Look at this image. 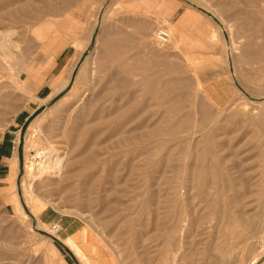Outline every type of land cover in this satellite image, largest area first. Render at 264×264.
I'll return each instance as SVG.
<instances>
[{"label": "rangeland", "instance_id": "obj_1", "mask_svg": "<svg viewBox=\"0 0 264 264\" xmlns=\"http://www.w3.org/2000/svg\"><path fill=\"white\" fill-rule=\"evenodd\" d=\"M0 69V264H100L105 245L110 264H264V0H0ZM64 79L48 105L76 85L84 115L33 126L46 108L27 99ZM152 79L168 92L146 96ZM167 99L174 123L189 113L174 140ZM56 131L60 161L28 193L33 141ZM67 218L95 248L82 261L52 231Z\"/></svg>", "mask_w": 264, "mask_h": 264}, {"label": "bare ground", "instance_id": "obj_2", "mask_svg": "<svg viewBox=\"0 0 264 264\" xmlns=\"http://www.w3.org/2000/svg\"><path fill=\"white\" fill-rule=\"evenodd\" d=\"M159 18H161V17H159ZM169 32H170V30H169ZM116 35H118V34H116ZM154 35H155V40H156V42H157V44L159 46L165 45V44H167V43L170 42V35L166 31H157ZM5 36L7 38L8 33ZM51 38L53 39L54 37H51ZM233 42L235 43V39H234V41L232 39V43H231L234 46ZM103 43H104L103 46H105V49L108 50V51H111V52L114 49H120L121 48L120 43L115 42L114 39H113V37L111 35H107L105 37V40L103 41ZM50 44H54V42L53 41L52 42H49L48 43V46ZM16 47H15V50H17ZM53 54H55V52H52V56H53ZM93 54H95V53H93ZM231 55L232 54L229 51L228 52L225 51L224 56H223L224 57V60L226 61L228 59V56H231ZM92 57H94V56H92ZM92 61H94V60H92ZM117 62H119V61H117ZM93 64L95 65V63H93ZM148 64H152L150 60L148 61ZM24 66H25V64H22L21 66L15 67V69H16V75H17V79L18 80H19V77H20L22 71L24 70V68H23ZM2 67H3V65H2ZM141 67H143V66H141ZM142 69H144V67ZM92 70H93L92 72H94L96 70V66L93 67ZM105 70H108V69H105ZM76 83H78V82H76ZM229 83H231V82H229ZM65 85H67V80L66 79H64L59 85H57V87H55L53 89V91L48 95V97L46 99H42V100H39V99H27L28 103L29 102H32V101H38V103H40L41 105H44L45 108H46V111L43 112L40 116H38L32 122V125L33 126L36 125V124H38L39 121H42V120L46 119V121L49 122V124H56V125H58V127L61 126L62 127V131H63L66 128V126L69 123V121H72L74 119V117H75V119L76 118L77 119H81L82 118V114H83L82 113V109H83V107H80V106H81V103L84 102V100L82 99V97L84 96V94L83 93L78 94V88H77L76 85L71 89V91L69 92V94L67 95V97L61 99L55 106L50 107L48 105V101L51 99V97L53 95H55L56 93H58L61 89H63L65 87ZM105 86H106V83H105ZM166 86L167 85H164V87H166ZM231 86H233V85H231ZM27 87H29V85ZM31 92H32V89L28 90V93H31ZM164 92L165 91H162V87L160 86V84H158L155 80L152 79V80H150V83L146 87L145 95L146 96H151L152 94L163 95V94H165L168 91H166L165 93ZM88 97H90V96H88ZM155 100H158V99H144V100H141L140 103L134 107V111L135 112H138L141 109H143V107L144 108H148L151 105L152 102H155ZM179 100L180 99H167L163 103L164 105L167 104L166 107L164 108L163 113H164V116H165L166 121L168 123V126H166L162 130V132L166 133L170 138H172V140H174L175 136L177 138V135H178L179 131L181 132L182 130L186 129V123H188V119L187 118L189 117V113H185V122H183V123H180L178 121H177V123H174L173 122L174 119L176 118V115H178L180 113V111H181V109L179 107H177L176 104H175ZM185 100H188V99H185ZM87 103L88 102L83 103V104L86 105ZM87 109H89V108H87ZM203 118H205V117H203ZM0 127H1V130L3 131L7 126L6 125H1ZM179 128H181V129L179 130ZM58 130L59 129H57V131ZM57 131L54 134H52V135H50L48 137V139L46 140V143H44L41 140L40 137H38L35 141H33V142H35L34 143L33 158H32L33 160H32V163L30 164L29 169H27L25 171V178L28 181V188H27L28 193H32L33 194V185H34V182L36 180H38L39 178H43V177L47 176L48 173H50L54 169H56L57 163L60 161V158H61V151H60L61 148H60V144H61V140H62V137L61 136H62L63 133L62 134H58ZM205 141H206V139H205ZM222 145L224 146V143ZM78 156H79V154H78ZM16 164H17V160H16V156H14L10 160V163H9L8 180H12L13 173H14V171L16 169ZM171 169H173L172 170V173H173L172 179H173L174 183H178L177 173H178V170H179V166H177L176 164H173ZM65 175H67V174H65ZM222 176H223V179H227L226 178L227 177L226 174L223 173ZM174 189H175V186H174ZM38 206H39V208L41 210H43V208H44L43 206H41L40 204H38ZM57 226H58V230L56 232L58 233L60 231V228L62 229V227H61V224H59ZM259 235H260V239H263L264 238V221H263V223L261 225V232H260ZM63 242H64L65 245H67L68 247H70L71 249L74 250V254L81 261L84 258H86L87 253H93L94 250H95L94 249L92 252H90V250H88L86 248H84V249L81 248L83 246L85 247V245H86L87 242H90L89 239L87 238L86 231L85 230H82V229L75 236L68 237ZM76 243H78V244L75 245ZM49 249L52 250V251H54L55 248L53 246H50ZM87 261L91 263V261H89V259ZM47 262H49V261H47ZM100 264H104V263H100Z\"/></svg>", "mask_w": 264, "mask_h": 264}, {"label": "crops", "instance_id": "obj_3", "mask_svg": "<svg viewBox=\"0 0 264 264\" xmlns=\"http://www.w3.org/2000/svg\"><path fill=\"white\" fill-rule=\"evenodd\" d=\"M59 223L61 224L62 229L58 233L59 239L61 241H64L68 237H73L75 236L79 230H77L76 227H73L74 220H69V218L64 219V221L61 219L59 220ZM76 228V229H75ZM81 248H86L92 252L95 248L92 246L90 242H87L85 247ZM109 248L105 245V262L104 264H110L112 262V259H110V254H109Z\"/></svg>", "mask_w": 264, "mask_h": 264}, {"label": "built area", "instance_id": "obj_4", "mask_svg": "<svg viewBox=\"0 0 264 264\" xmlns=\"http://www.w3.org/2000/svg\"><path fill=\"white\" fill-rule=\"evenodd\" d=\"M58 230V226L57 225H54L53 227H52V231H57Z\"/></svg>", "mask_w": 264, "mask_h": 264}]
</instances>
